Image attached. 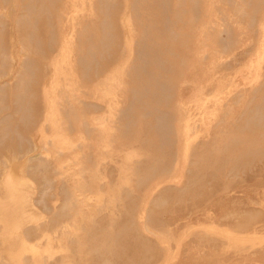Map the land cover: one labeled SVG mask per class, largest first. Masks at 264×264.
<instances>
[{"label":"rangeland","instance_id":"1","mask_svg":"<svg viewBox=\"0 0 264 264\" xmlns=\"http://www.w3.org/2000/svg\"><path fill=\"white\" fill-rule=\"evenodd\" d=\"M13 1L0 3V85L12 89L22 53H32L17 43L24 5ZM69 1L62 22L51 15L53 28L66 22L69 36L56 35L55 51L32 66L23 110L9 93L0 95V118L13 115L0 121V264H264V126L247 149L248 129L237 128L264 81V0L254 13L246 0H199L194 18L187 1L168 0L169 40L161 49L180 52L164 104L175 116L163 148L170 164L153 158V129L138 105L129 138L122 136L134 50L139 41L160 44L155 30L137 28L139 0H110V42L103 57L95 53L89 78L73 72L70 48L60 54L77 39L71 25L84 10L82 0ZM240 148L248 150L245 164ZM206 149L212 152L201 156Z\"/></svg>","mask_w":264,"mask_h":264},{"label":"bare ground","instance_id":"2","mask_svg":"<svg viewBox=\"0 0 264 264\" xmlns=\"http://www.w3.org/2000/svg\"><path fill=\"white\" fill-rule=\"evenodd\" d=\"M54 1H56V0H14L13 2H11L12 7H17L20 4L24 5L23 12L21 14H19L18 17L16 18L17 29L20 31L18 33L19 36L16 39L17 43L21 45V48L28 49V52L30 51V49L32 50L31 55H28V53H26L27 54L26 55L24 52L22 53L23 54V56H22L23 57V63H22L23 71H20V72L18 71L14 88L12 89L11 86H7L5 82L3 83L5 85H3V84L0 85V95H4L5 93H9L12 98L16 99V104H18L16 106V111H18L19 108H20V110L21 109L23 110V106H24L25 101L28 102V94L25 90V86L27 85V81H28L27 75L29 76L30 71L32 69V66L38 63V62H36L38 57L42 56L43 54L52 53L55 51L56 41H57L55 39L56 35L58 37L64 36V35H66V33L68 35V32H67L68 31V25L66 24V22H65L64 27H63V24H62V26H60L61 29L63 27L62 31L55 30V28H53V26H52L53 22H51L52 21L51 15L54 16L56 20H59L60 22H62L63 18H65V13L71 9L70 1L69 0H57L56 2H54ZM144 1H145V3H143ZM182 1H183V3L186 1L188 3L186 10L188 11L189 17L194 18L198 14H200L199 13V9H200L199 0H177V4H180ZM211 1L212 0H210V2ZM226 1L230 2L231 0H226ZM243 1H245V0H243ZM259 1L260 0H257V1L246 0L245 1V4L247 5L246 8H248V6H249V9L252 10V12L254 13L255 10L258 8ZM7 2H8V0H0V3L7 4ZM109 2H110V0H82L84 10L80 15H77L76 18H74V23H72V25H71L72 29L70 28L71 34L74 33V36H77V39L73 40L70 47H69V44L67 42H64L67 44L66 49L61 50L60 51L61 53L59 52L60 54H63L66 52V50H68V48L71 49V52H69L71 54V57H72L70 67L73 69V72L76 70H79V73L83 78H89L90 77L91 73L89 70L91 69V63L93 61H95V59H96L95 53H97V51L100 50L101 53L99 54V56L103 57V52L105 51L104 49H106L108 47L107 45L110 42L109 37H106L104 34V33H106V32H104V30L108 26L107 25L108 24L107 17H108V12H109ZM137 3L139 4V5L137 4L138 5L137 10H139V15L141 17V21H140V23H138L137 28L139 29V31H141V33H145L146 31L155 30V31H153V34H154V36H156L155 38L159 39L158 41L160 44L156 45L155 44L156 42H153V43L152 42H150V43L142 42L141 43V41H139L140 43H137L138 46L136 45L137 48L134 50V55H133V60L135 61V63L132 65L133 70L127 71V73L130 75L129 79H128V83L130 85L126 86L125 88L127 90V94L129 95V98L131 97V102H127V104H125L124 109H122V114H121V116H122V136H125V138H129V135L131 133L130 129L134 125V121L132 120V117L134 114V112H133L134 106L138 105L137 107L139 109H141V114L145 115V117L147 118L144 127L149 128V129L150 128L153 129V134H152L153 136H151L149 138L150 140L147 142L148 144L154 142V145H152L153 146L152 148H153V151H156L155 152L156 156H154L153 158L156 160L164 159L165 164H170L169 163L170 162V159H169L170 154L168 153V155L165 156L163 154V148H166L168 143L171 140V138H170L171 133L174 132L172 124L175 121V116L169 110H166V108H164V106H165L164 104L166 102H168V100L170 98L169 88L171 87V85H170L171 82L169 79H170V77L173 78L172 73L174 71H176V69H175L176 67L174 65L176 63L175 59H176V56H178L180 52L177 50H176L177 53L174 51H171L170 47L165 48V50L161 49V48H164L162 45L167 44L166 41L169 40L168 36H167V33H169L168 30H169V25H170L169 19L167 17V10L170 7L169 1L168 0H139V1H137ZM201 3L202 2H200V6H201ZM56 4L58 5V9L54 11V7L57 6ZM132 5H134V3H132ZM90 7H91V10H90ZM133 7L136 9L135 6H133ZM234 8L235 7H233V9ZM135 9H134V13H135ZM234 10H236V12H238V16L241 14V13H239L240 11L238 8L234 9ZM136 13H138V11ZM136 13H135V15H136ZM43 14H45L46 17L43 19H40L41 15H43ZM93 14L99 15V17H98L99 20H96V22L93 21V18H92ZM243 14L246 15L247 12L244 11ZM249 16L252 17L253 15L251 14ZM233 17H234V15H233ZM242 18H244V17H242ZM253 18H254L253 21H256L255 15L253 16ZM232 19H234V18H232ZM223 20H226V19H223ZM250 22H252L251 18H250ZM171 30H173V29H171ZM204 34H205V31H204ZM144 38H142L143 41H144ZM220 38H222V37L220 36ZM220 38H218L220 41H217L214 39L213 40L214 43L217 42V44L225 46L228 42L222 41V39H220ZM216 39H217V37H216ZM192 41H193V39L190 40V42H192ZM64 45L65 44H63V46ZM59 46H60L59 48H62L61 45H59ZM170 46H173V45H170ZM188 46H190V45H188ZM192 48H194V46L191 44V46L188 47V51L191 50ZM39 49L41 51L40 54L38 51ZM23 50H25V49H23ZM3 55H4V52L0 51V63H3L5 60V57ZM169 55H171V56H169ZM63 56L68 58V54H65ZM163 56H168L167 59H169L171 61L166 66L162 65V62L165 60H162L160 57H163ZM104 57H105V55H104ZM205 57H206V55H205ZM167 59H166V61H167ZM142 63H144V67L142 65L139 66V64H142ZM145 65H149L150 69L145 68L146 67ZM193 66H194V70H191L192 74L195 71L197 82H199V80H200L199 68H201V67L197 68L198 66L196 65L195 62H193ZM10 74L11 73H8L7 75L9 76ZM213 81L215 83H217V86H218V80L216 81V78H214V80L210 81V85H212L214 87ZM173 84H176V83H173ZM203 86L205 88L208 87V86L206 87V84H203ZM151 87H153V89H151ZM67 88L69 89L70 87L68 86ZM201 88H203V87H201ZM59 89L62 90L61 88H59ZM81 89L82 88H80V90ZM69 92H71V91L69 90ZM255 92L258 95L256 97V102L253 103L252 107H244L243 108L242 113H245V114H244V117L242 116V120H240V123H238V127H237L238 129H242V128L248 129L246 139H243V144H242L243 148L246 147L245 149H247V146L249 144L248 141L249 140L251 141L252 140L251 138H254L257 135L258 127L262 126V124L264 126V122H261L262 120H264V81L259 87L252 90V93H255ZM64 93H66V92L64 91ZM72 93H74V91ZM125 94H126V92H125ZM74 96H76V95H74ZM66 98L67 97L65 96L64 99H66ZM69 98H67V100ZM61 99H63V97ZM80 99H82V97ZM96 99H97V97H96ZM84 101L85 100H83V103H84ZM62 102H63V100H62ZM68 102H67V105H68ZM78 102H80V101H78ZM132 102H134V103H132ZM54 104H56V106H57V102L55 103V101H54ZM60 104H61V102H60ZM63 105H64V103H63ZM72 107H74V106H72ZM25 109H26V107H25ZM25 109H24V111H25ZM62 109H63V107H62ZM73 109H76V108H72V110ZM65 110H68V108ZM81 110H83L82 107H81ZM8 114H4V116H2L0 118V121L6 122L7 120L10 119L9 117H13L12 113H8ZM59 116H61V113ZM184 116H185V114H184ZM61 117H59V118H61ZM231 117H233V116H230L228 118L230 121H233L232 119H230ZM20 118H23V116H20ZM48 119L50 120V118H48ZM83 119L85 120V118H83ZM119 119H120V117H119ZM257 119H258V122H257ZM54 121H55V117H54ZM85 121H83V122H85ZM17 122H18V120H17ZM65 123H66V121H65ZM55 124H57V123H55ZM69 126H71V125H69ZM7 128H8V126H7ZM46 128H47V126H46ZM85 130H86V128H85ZM14 131H15V129H14ZM5 132H7V131H5ZM59 132H60V130H59ZM1 137H3V136H1ZM153 137H154V140H153ZM243 148H240L238 153H239V156L243 162L242 164H245L248 162V158H247L248 150H244ZM233 150L235 151V147H233ZM158 151L160 152V154ZM208 151H211V150H209V149L204 150V154H201V156L208 154ZM159 155L161 156L160 159H158ZM233 164H235V163H233ZM153 165L154 164L151 163V167ZM70 197L72 198V196H70ZM71 198H68V200L70 201Z\"/></svg>","mask_w":264,"mask_h":264}]
</instances>
